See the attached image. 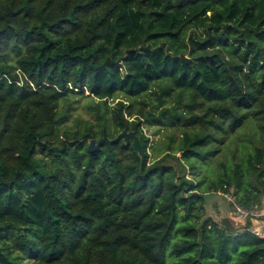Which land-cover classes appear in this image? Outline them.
<instances>
[{
	"label": "trees",
	"instance_id": "obj_1",
	"mask_svg": "<svg viewBox=\"0 0 264 264\" xmlns=\"http://www.w3.org/2000/svg\"><path fill=\"white\" fill-rule=\"evenodd\" d=\"M124 129L141 165L87 150ZM235 205L264 207V0H0V264H264Z\"/></svg>",
	"mask_w": 264,
	"mask_h": 264
},
{
	"label": "rangeland",
	"instance_id": "obj_2",
	"mask_svg": "<svg viewBox=\"0 0 264 264\" xmlns=\"http://www.w3.org/2000/svg\"><path fill=\"white\" fill-rule=\"evenodd\" d=\"M81 104L79 105L78 107V112H81L83 115L85 114L83 108L81 107ZM143 129L146 130L147 134H149L152 138H153V142L152 144L154 143L155 147L153 150L152 148L149 150L152 158H155V157H161L165 154H168L170 155V158L167 159V161L170 163V164H173V165H177L176 163V159L174 157H178L180 154H176L175 153V156H174V153L171 152V151H166L164 150V145H165V136L163 137V135H156L155 137H153L152 133L155 129V127H152V126H148V125H143ZM175 141H177V139H175ZM222 195V202L217 206V207H212L210 206V204L206 205V211H207V214L212 216L215 220L219 221L220 219L222 218H230L232 217L233 213H232V206H233V199L232 197L230 196H227V195ZM260 206V207H259ZM257 206L256 209H259L258 211H261V209L264 210V207L259 205ZM255 209V208H253ZM254 211V210H253ZM239 212L235 211V215H238ZM242 219V221L246 222V220L250 219L254 224H255V221L257 219V221L259 220H263L264 219V216H255V215H249V218L246 219V217H241V216H238ZM238 218V219H240ZM235 222V221H234ZM243 222H239V223H236L235 224L237 226H242L243 225Z\"/></svg>",
	"mask_w": 264,
	"mask_h": 264
},
{
	"label": "water",
	"instance_id": "obj_3",
	"mask_svg": "<svg viewBox=\"0 0 264 264\" xmlns=\"http://www.w3.org/2000/svg\"><path fill=\"white\" fill-rule=\"evenodd\" d=\"M119 140H122L125 144H131L133 150L138 154L140 157V165L142 164L144 160V150L141 144V141L139 137L137 136L136 132L134 130L127 131L122 130L120 133H118L114 138L110 139L106 135L105 132H103L102 137H100L97 141L95 139H91L89 141V144L87 146V150L89 152H93L94 150L98 149L100 146L107 144L110 145L112 143H115ZM203 201L206 205L208 204H220L222 202V195L219 192H209L202 196Z\"/></svg>",
	"mask_w": 264,
	"mask_h": 264
},
{
	"label": "built area",
	"instance_id": "obj_4",
	"mask_svg": "<svg viewBox=\"0 0 264 264\" xmlns=\"http://www.w3.org/2000/svg\"><path fill=\"white\" fill-rule=\"evenodd\" d=\"M236 211L239 212V214L243 217L249 216V215H255V216H264V211H258L256 208L252 209L250 211L242 209L240 206L235 205ZM254 210V211H253ZM255 228H253V232H256L260 236H264V219L255 221Z\"/></svg>",
	"mask_w": 264,
	"mask_h": 264
}]
</instances>
